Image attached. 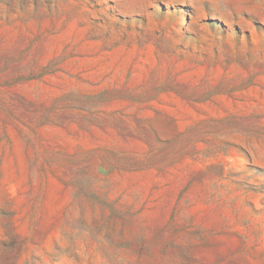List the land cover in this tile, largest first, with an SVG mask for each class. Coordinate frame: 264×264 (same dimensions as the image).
Wrapping results in <instances>:
<instances>
[{
  "label": "rangeland",
  "instance_id": "374dc122",
  "mask_svg": "<svg viewBox=\"0 0 264 264\" xmlns=\"http://www.w3.org/2000/svg\"><path fill=\"white\" fill-rule=\"evenodd\" d=\"M0 264H264V0H0Z\"/></svg>",
  "mask_w": 264,
  "mask_h": 264
}]
</instances>
